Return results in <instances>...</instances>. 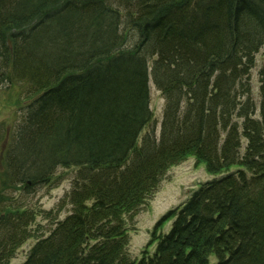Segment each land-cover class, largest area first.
Instances as JSON below:
<instances>
[{
    "label": "trees",
    "instance_id": "obj_1",
    "mask_svg": "<svg viewBox=\"0 0 264 264\" xmlns=\"http://www.w3.org/2000/svg\"><path fill=\"white\" fill-rule=\"evenodd\" d=\"M0 69L42 91L1 182L29 193L76 169L68 222L22 264H264V0H0ZM149 71L165 102L140 140ZM185 156L226 174L187 197L152 257L120 258L126 221ZM31 219L0 221V264Z\"/></svg>",
    "mask_w": 264,
    "mask_h": 264
},
{
    "label": "rangeland",
    "instance_id": "obj_2",
    "mask_svg": "<svg viewBox=\"0 0 264 264\" xmlns=\"http://www.w3.org/2000/svg\"><path fill=\"white\" fill-rule=\"evenodd\" d=\"M261 60V53H258L256 55V67L251 73V85L254 90L257 89L258 66ZM0 72L2 73L1 69ZM149 75L151 119L141 135L143 137V134L145 135L147 132L152 138V136L158 137L159 135L165 101L158 91L150 71ZM9 79L0 76V159L2 158V152L7 150L6 147L9 148V143L16 128L22 124L27 106L37 99L42 92L37 90L36 86L29 84L25 77L13 76ZM141 135L139 138H141ZM134 151L136 150H132L130 155ZM131 159H133V156L130 157L129 161ZM1 162L0 219L6 211L20 210L24 202L28 210H32L37 215L30 236L37 237V239L41 238L59 220L58 213L63 212V215L69 213L70 209L64 207L56 210V205L62 204L61 197L69 190L70 181L74 177L73 173L76 172V169L64 170L60 168L55 170L48 185L37 188L32 192V195L28 196V193L18 192L16 187L7 189L5 184L1 182ZM226 171L219 172V175L212 174L203 162L191 156H185L180 162L167 168L157 185L155 193L138 212L136 211L135 215L133 214L132 223L124 231L125 234H128V257H137L139 254L141 257L153 252L161 231L165 230L171 223L172 216L170 215L173 214L170 212L171 209L185 202L190 193L200 189L203 184L225 175ZM27 235L29 234L27 233ZM31 243L32 241H27L21 247L18 245L8 264H22Z\"/></svg>",
    "mask_w": 264,
    "mask_h": 264
},
{
    "label": "bare ground",
    "instance_id": "obj_3",
    "mask_svg": "<svg viewBox=\"0 0 264 264\" xmlns=\"http://www.w3.org/2000/svg\"><path fill=\"white\" fill-rule=\"evenodd\" d=\"M141 135V134H140ZM140 137V136H139ZM141 138H142V135H141ZM140 138V139H141ZM8 147H6V149H7ZM192 157V156H191ZM2 161V162H1ZM0 162H1V169H2V172H1V177H2V173H3V160H2V158L0 159ZM61 167H57V168H55V170H57V169H60ZM220 177V176H219ZM216 178H218V177H216ZM71 183H72V180L70 181ZM70 188H71V186L69 187V190L68 191H66L65 192V194L61 197L62 198V200H61V202H62V204H57L56 205V210L58 209V210H60V208H62V207H64L65 209H70V211H69V213L66 215H63V212H60V213H58V217H59V220L58 221H56L55 223H54V226L50 229V230H48L45 234H43V236L41 237V238H44V239H46L47 237V239L46 240H48V239H50L51 237H53V236H55L56 235V233H57V231H58V229L55 231V228L59 225V223L60 224H62L63 226L68 222V218H69V216H71V212H72V206L70 205V202H68V200H64L65 199V195L70 191ZM36 189H34V190H31L29 193H28V196L29 195H32V192H34ZM198 190V189H197ZM197 190H194L193 192H195V191H197ZM18 192H19V189H18ZM17 192V194H19ZM193 192H191L190 193V195L193 193ZM20 193H21V191H20ZM23 193V192H22ZM154 193H155V191H154ZM24 194V193H23ZM153 195V194H152ZM151 195V196H152ZM195 195V194H194ZM193 195V196H194ZM150 196V197H151ZM150 197L147 199V200H149L150 199ZM145 201V203L146 202H148V201ZM60 202V203H61ZM145 203L143 204V205H141V207L137 210V212L145 205ZM183 205V203H181V204H179L178 206H176V207H174V208H172L171 210L172 211H170V212H172L173 214L172 215H170V216H172V218H171V223L172 222H174V220H175V217H177L181 212H179L180 211V208H181V206ZM24 211H29V212H31L30 211V209L28 210V207L26 206V204L23 202L22 203V206H21V209L20 210H15V211H6L4 214H2V216H1V219H0V221L9 213V214H14V215H22V213L24 212ZM169 211V210H168ZM179 212V213H178ZM30 214V213H29ZM31 214H32V218L33 219H31V222L29 223V225L27 226V233L29 234V237L25 240V241H22L21 242V245L19 246V247H21L24 243H26L27 241H32V243H31V245H30V247H29V249H28V252L26 253V256H25V259L29 256V254H30V252H31V249H32V247H33V245L36 243V241L38 240L37 239V237H34V236H30V231L32 230V226L34 225V223H35V220H36V217H37V215L36 214H34V212L32 211L31 212ZM136 214V211L134 212V215ZM134 217V216H133ZM132 221H133V218L132 219H128V221H126V223H125V225H124V228H123V230H122V235H123V237L122 238H125V243H124V245H123V247H122V253H124V255H122L120 258H124V259H126V260H129V261H134L135 263L136 262H140L143 258H150V257H152L153 255H154V251H155V247H156V244H157V242L159 241V238H158V240H157V242H156V244H155V247H154V249H153V252H151V253H148L149 255H143V256H141L140 257V254L136 257V256H134V257H132L131 258V256H130V258L128 257V255H129V252H128V244H127V241H128V234H125L124 233V231H126L127 229L126 228H128V226L130 225V223H132ZM38 222V221H37ZM171 223L167 226V228L165 229V230H163V231H161V232H165V231H167L170 227H171ZM55 231V232H54ZM51 235V236H50ZM162 235V233H160V236ZM50 236V237H49ZM41 238H39V239H41ZM132 256H133V254H132ZM213 257L215 258V255H213V256H211L210 258L212 259V261L214 260L213 259ZM121 262V260H119L118 261V263H120ZM8 264V263H7Z\"/></svg>",
    "mask_w": 264,
    "mask_h": 264
}]
</instances>
